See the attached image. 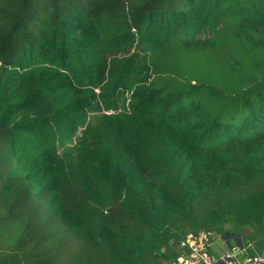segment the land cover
<instances>
[{
  "label": "trees",
  "instance_id": "obj_1",
  "mask_svg": "<svg viewBox=\"0 0 264 264\" xmlns=\"http://www.w3.org/2000/svg\"><path fill=\"white\" fill-rule=\"evenodd\" d=\"M201 232L264 248V0H0V264Z\"/></svg>",
  "mask_w": 264,
  "mask_h": 264
},
{
  "label": "built area",
  "instance_id": "obj_2",
  "mask_svg": "<svg viewBox=\"0 0 264 264\" xmlns=\"http://www.w3.org/2000/svg\"><path fill=\"white\" fill-rule=\"evenodd\" d=\"M210 245L206 233H188L176 245V256L170 264H264V248L253 254L236 248L221 256H214L210 252Z\"/></svg>",
  "mask_w": 264,
  "mask_h": 264
},
{
  "label": "crops",
  "instance_id": "obj_3",
  "mask_svg": "<svg viewBox=\"0 0 264 264\" xmlns=\"http://www.w3.org/2000/svg\"><path fill=\"white\" fill-rule=\"evenodd\" d=\"M210 252L214 255V256H221L222 254H224L225 252L232 250V249H240V250H244L245 252H247V248H242V246H238V245H233V246H229L228 243H226L224 240L220 239L219 237H212V239H210ZM232 243V242H231ZM232 245V244H231ZM262 248H259L258 250H254L253 253H259L261 251ZM216 264H223L222 262H218Z\"/></svg>",
  "mask_w": 264,
  "mask_h": 264
},
{
  "label": "rangeland",
  "instance_id": "obj_4",
  "mask_svg": "<svg viewBox=\"0 0 264 264\" xmlns=\"http://www.w3.org/2000/svg\"><path fill=\"white\" fill-rule=\"evenodd\" d=\"M95 91H97V89H95ZM129 93L130 92H126V94H124L126 97L129 96ZM129 100H125V103H128ZM102 105V110H101V113H105V114H113L114 113V110L111 109V108H105L103 104ZM81 136V133H80V129L79 128H76L73 133H72V141H74V144L77 142V140L80 138Z\"/></svg>",
  "mask_w": 264,
  "mask_h": 264
}]
</instances>
